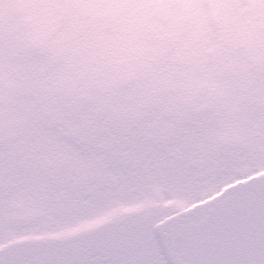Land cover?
<instances>
[{"label": "rangeland", "instance_id": "374dc122", "mask_svg": "<svg viewBox=\"0 0 264 264\" xmlns=\"http://www.w3.org/2000/svg\"><path fill=\"white\" fill-rule=\"evenodd\" d=\"M261 173L264 0H0V259Z\"/></svg>", "mask_w": 264, "mask_h": 264}, {"label": "water", "instance_id": "95a60500", "mask_svg": "<svg viewBox=\"0 0 264 264\" xmlns=\"http://www.w3.org/2000/svg\"><path fill=\"white\" fill-rule=\"evenodd\" d=\"M155 233L169 264H264V174L164 218Z\"/></svg>", "mask_w": 264, "mask_h": 264}, {"label": "flooded vegetation", "instance_id": "af4514ba", "mask_svg": "<svg viewBox=\"0 0 264 264\" xmlns=\"http://www.w3.org/2000/svg\"><path fill=\"white\" fill-rule=\"evenodd\" d=\"M106 186L113 188L114 185L108 183ZM155 225L156 244L151 242L150 248L143 243L140 231L129 232V239L125 235L122 240L121 228L117 233H112L111 229L109 232L106 228H100L97 232L92 229L91 233H85L92 235L91 238L84 235L74 238L59 236L55 240L45 241L41 237L34 243L9 250L11 253L5 256L7 259L1 258L0 264H159L160 245ZM160 251L162 252L161 248Z\"/></svg>", "mask_w": 264, "mask_h": 264}, {"label": "trees", "instance_id": "16d2710c", "mask_svg": "<svg viewBox=\"0 0 264 264\" xmlns=\"http://www.w3.org/2000/svg\"><path fill=\"white\" fill-rule=\"evenodd\" d=\"M205 119L207 120V118L205 117ZM203 120H204V118H203ZM92 184H94V183H92ZM92 185H88V187H91Z\"/></svg>", "mask_w": 264, "mask_h": 264}]
</instances>
